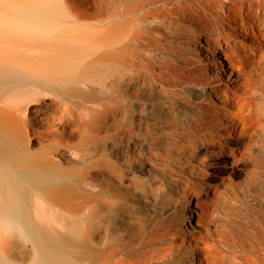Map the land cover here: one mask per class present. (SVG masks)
<instances>
[{
    "label": "bare ground",
    "instance_id": "1",
    "mask_svg": "<svg viewBox=\"0 0 264 264\" xmlns=\"http://www.w3.org/2000/svg\"><path fill=\"white\" fill-rule=\"evenodd\" d=\"M204 4L207 23L183 24L164 15L182 8L180 0H142L120 14L111 0H0V264H264L263 233L246 246L221 229L201 242L194 229L187 242L178 236L133 248L113 227L145 160L169 176L189 207L227 150L235 162L257 151L264 158V94L256 84L264 0ZM191 56L210 62L213 75L189 82L191 98L158 92L150 80L155 68L186 66ZM112 62L118 106L87 127V171L76 179L53 146L30 149L27 121L11 104L36 93L96 98L110 90ZM145 92L158 94L154 108L140 102ZM94 170L113 180L99 182ZM139 192L148 198L143 186ZM213 218L219 223V213ZM186 225L194 226L191 213Z\"/></svg>",
    "mask_w": 264,
    "mask_h": 264
},
{
    "label": "rangeland",
    "instance_id": "2",
    "mask_svg": "<svg viewBox=\"0 0 264 264\" xmlns=\"http://www.w3.org/2000/svg\"><path fill=\"white\" fill-rule=\"evenodd\" d=\"M111 1L116 13L120 14L125 13L131 4L138 1L141 3L142 0ZM204 2L205 0H180L182 8L174 11L173 16L166 13L164 15L167 21L180 20L183 24L207 23L210 14L207 7H203ZM158 23L159 30L166 33L162 23ZM225 27L230 29L227 25ZM202 37L199 36V42L202 41ZM239 39L238 41L241 42L242 38ZM247 46L251 45L247 44ZM182 67L188 68L185 74H181ZM259 67L261 69L256 76V84L264 94V58ZM107 70L111 71V76L108 78L110 90L107 93H96V98L82 101L77 97L64 98L62 95L36 93L26 96L19 103L11 104L10 109L18 112L27 121L30 149L33 152H43L53 146L55 156L60 159L64 167L73 169L76 179L83 178L87 171L83 142L87 127L92 123L99 126L101 113L107 108L113 109L118 106L117 88L112 86L115 82L113 73L116 70V63L112 62ZM214 72L210 62H203L200 57L191 56L186 66L173 61L166 62L162 69L155 68L150 80L158 92L183 91L186 98H191L190 93H185L189 82L201 77L209 79ZM240 80L235 78L229 85L232 86ZM226 83H228L227 78L224 77L222 82L218 83V87L222 88ZM157 95L145 92L139 99L147 108H154V100L159 98ZM216 101L215 97L211 98V104ZM137 152L132 147L131 155L136 156ZM257 153L259 154V151ZM258 154L252 156L253 158L245 157L235 162L227 150L225 155L216 160L218 164L209 168V178L204 189L192 193L189 207H187L188 201L181 198V190L172 184L169 176L157 170L155 163L145 160L144 170L136 173L138 181L134 183L130 194L128 192L129 202L122 204L116 224L113 225L116 235L120 240L129 243V247L134 248L139 244L156 242L163 238L173 241L178 236L183 237L187 242L192 236L190 230L194 229L199 232L197 233L200 237L199 241L202 242L217 237L216 231L221 229L229 241L232 242L233 238L242 242L246 240V246H249L256 236L258 238L261 233L264 234V158L259 161ZM92 175L103 183L113 180L106 173L97 170H94ZM142 186L148 190V198H138L137 194L140 193ZM215 190L218 192L217 195L214 194ZM152 191H155L154 195ZM83 200L80 198L76 202ZM201 207L208 210V217L199 215ZM216 212L220 216L219 223L213 222V215ZM190 213L194 226L186 225ZM133 233L135 236L132 235ZM181 244H183L182 240L178 245Z\"/></svg>",
    "mask_w": 264,
    "mask_h": 264
}]
</instances>
